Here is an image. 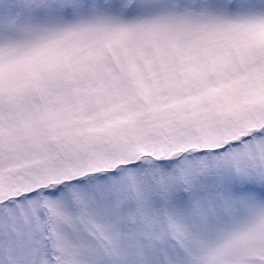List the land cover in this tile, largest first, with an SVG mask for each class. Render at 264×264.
<instances>
[{
	"label": "snow or ice",
	"instance_id": "1",
	"mask_svg": "<svg viewBox=\"0 0 264 264\" xmlns=\"http://www.w3.org/2000/svg\"><path fill=\"white\" fill-rule=\"evenodd\" d=\"M0 264H264V0H0Z\"/></svg>",
	"mask_w": 264,
	"mask_h": 264
}]
</instances>
